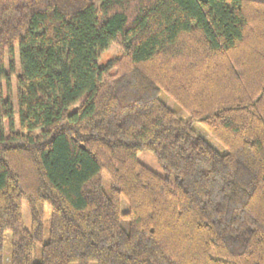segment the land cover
<instances>
[{
	"label": "trees",
	"instance_id": "16d2710c",
	"mask_svg": "<svg viewBox=\"0 0 264 264\" xmlns=\"http://www.w3.org/2000/svg\"><path fill=\"white\" fill-rule=\"evenodd\" d=\"M5 59L0 264H264V0H0Z\"/></svg>",
	"mask_w": 264,
	"mask_h": 264
},
{
	"label": "rangeland",
	"instance_id": "374dc122",
	"mask_svg": "<svg viewBox=\"0 0 264 264\" xmlns=\"http://www.w3.org/2000/svg\"><path fill=\"white\" fill-rule=\"evenodd\" d=\"M120 55V49L118 48L117 45L111 44L110 47L101 54L100 58V65L105 64L109 59L116 58ZM16 60V65H17V52L15 56ZM18 69V65H17ZM9 77V83L10 87L12 90V96H14V90H15V77H11L8 69V64H7V59H5V63L3 66V77L1 78L0 76V89L3 94L6 93V78L4 77ZM4 78V79H3ZM159 99L161 102H163L168 109H170L178 118H180L183 121H186L189 119V115L187 112L182 110L171 98H169L166 94L163 92L160 93ZM193 130L201 136L211 147H213L216 151L223 153V149L220 147V145L211 137V135L206 131V129L199 123L193 124ZM15 128L17 129V125H15ZM8 131V126L5 123L0 124V132L7 133ZM138 161L144 165L145 167L149 168L153 172L163 176L164 173L161 171L155 157L148 153V152H140L137 155ZM102 189L106 194H109L110 190V181L109 178L107 177L106 174H102ZM22 216H23V224L24 226L28 229L29 228V213L27 211V208L25 204L23 203L22 205ZM49 217H50V209L49 207H46L45 209V222H44V239L43 241L46 242L48 239V227H49ZM39 252H40V247L37 246L34 249V260L39 261ZM10 253V234L6 233L4 235V256H5V264H9L8 257ZM94 264V263H90Z\"/></svg>",
	"mask_w": 264,
	"mask_h": 264
}]
</instances>
